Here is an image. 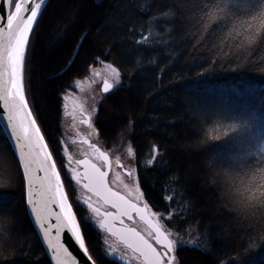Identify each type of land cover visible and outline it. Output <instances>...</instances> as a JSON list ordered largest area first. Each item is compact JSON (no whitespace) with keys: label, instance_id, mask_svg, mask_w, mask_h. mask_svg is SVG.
I'll return each mask as SVG.
<instances>
[{"label":"trees","instance_id":"trees-1","mask_svg":"<svg viewBox=\"0 0 264 264\" xmlns=\"http://www.w3.org/2000/svg\"><path fill=\"white\" fill-rule=\"evenodd\" d=\"M256 3L49 0L30 36L26 91L61 176L65 94L100 61L119 69L123 83L102 96L95 126L107 149H133L143 201L177 240L176 264H264V20L248 6ZM241 120L252 128L229 129ZM65 187L92 259L123 264ZM0 264H52L1 126Z\"/></svg>","mask_w":264,"mask_h":264},{"label":"snow or ice","instance_id":"snow-or-ice-1","mask_svg":"<svg viewBox=\"0 0 264 264\" xmlns=\"http://www.w3.org/2000/svg\"><path fill=\"white\" fill-rule=\"evenodd\" d=\"M5 4L9 10L6 17L0 16V21L6 19L4 26L0 27V102L6 110L7 125L11 129V135L15 139L16 148L19 151V162L23 168V179L26 181V202L31 206V212L35 215V220L44 234L48 249L51 250L52 258L56 264H68L66 257L71 255L60 239V233L64 229L71 232L72 237L78 243L79 248L83 250L87 259L91 261V264H96L92 256L88 254L85 236L82 234L73 206L69 202L68 193L65 191L56 161L53 159V154L49 150L48 143L45 141L26 99L24 84L26 50L30 34L38 15L46 5V0H5ZM13 5L14 10H11ZM248 6L260 9V13L253 19L264 20V0H258L255 5L249 4ZM216 11L222 10L217 7ZM212 15L209 13V20ZM141 40L147 42V37H141ZM97 60H99L98 57ZM100 62L104 63L103 61ZM106 68L109 70V75L103 80L102 91L105 93L109 92L114 84L120 83L119 69L111 63L106 64ZM89 70L95 76L100 75V72L91 66ZM75 83L77 87H80V81ZM81 110L83 111V108ZM94 111L95 109H93ZM87 115L89 118L85 119L84 123L90 124L91 114ZM228 127L240 133L250 130L252 123L249 120H241L233 122ZM259 140L261 152L264 153V136L259 137ZM90 147L96 149L105 167L110 168L111 160L108 153L99 150L95 144H91ZM153 147L155 148V146ZM127 151L129 155H134L131 146L128 147ZM154 159L155 156L153 155L147 163L152 164ZM69 161H71V157H69ZM116 163L120 164L119 157H117ZM77 164L85 165L83 177L77 173L75 168L70 169V175L77 184H82L83 189L95 194L96 197L102 199L104 204L111 205L112 208L116 209L115 212L104 211V219L100 221L99 226L119 237L124 246L130 250L126 255L133 257L139 264H176L175 251L178 244L177 240L172 238V229L163 224L160 213L147 211L149 205L146 201L141 206L139 201L143 198V192L133 171H128L133 183L123 184V188L126 190L125 194L109 186L106 179L108 172L102 170L97 164L91 163L87 159L77 161ZM40 172L43 175H38ZM116 178L120 179L119 174ZM130 197H134V199ZM77 202H79V198H77ZM85 203L92 213L97 216L101 215L100 207L91 203L90 196L85 198ZM53 205L58 206L59 211H55ZM134 213L146 223L147 235L142 234L135 227L126 225L122 228H114L113 221L119 219L120 224L124 225L123 218L133 220ZM168 215L170 217L171 213ZM53 216L55 217V224L51 223L50 218ZM81 219L87 221L89 217L82 214ZM53 228L56 229L55 238L51 234ZM188 231H191V228ZM176 235L179 236L178 233ZM195 243V240L181 241V245ZM200 246L203 247V245ZM107 251L114 254L118 253L119 249L115 245H109Z\"/></svg>","mask_w":264,"mask_h":264},{"label":"flooded vegetation","instance_id":"flooded-vegetation-1","mask_svg":"<svg viewBox=\"0 0 264 264\" xmlns=\"http://www.w3.org/2000/svg\"><path fill=\"white\" fill-rule=\"evenodd\" d=\"M66 106L68 107V105L65 104L64 108H66L67 111ZM74 111H78V114L75 117H72L69 123H66L65 125L62 124L63 134L61 136V144L63 148L61 154H58L60 156L58 163L62 171V176L64 177L67 187H69L70 189L69 192L71 193V196L74 197V202L77 203V198H79L81 207L85 209L86 216L89 217L88 222L91 224L92 228L98 229V231H100L106 237L108 242H110L109 245H115L119 249V253H123L124 255H126V253H128L130 250H128L124 246V244L120 242L119 238L113 234H110L106 229L101 228L99 226L100 221L104 219L103 212H115L116 209L112 208L111 205L104 204L102 199L96 197L95 194L88 192L86 189H83L82 184H77L76 180L70 175V169L75 168L77 170V173H79V175L83 177L84 175L82 174V165L77 164V161L83 160L84 157H87L93 163L100 166L102 170L108 169L107 179L109 185L114 190L126 194V190L123 188V184L133 183L132 177L128 175L129 170L133 171V174L137 180L136 166L133 165L132 162H130L127 158L123 159L120 154L114 152L112 149H106L105 146L103 147L102 142L98 139L97 134L94 133L95 131L93 129V121L90 120V124L84 123V120L89 118V116L88 118L86 117L89 113L84 110L82 111L81 108L74 109ZM67 112L66 115H68ZM67 118H69V116H67ZM73 119L74 121L72 122ZM90 127H92V130L90 129ZM91 144H95L97 148H99V150L108 153L109 158L111 160L110 168L105 167L104 162L99 158L96 149L90 147ZM69 157H71V161H69ZM117 157H119L120 160L119 165L116 163ZM117 174H119L120 179L116 178ZM88 196L91 197V203H93L97 207H100L101 215H95L91 212V209L87 207V204L85 203V198ZM130 198L134 199V197ZM98 200L99 203H97ZM139 203H144L143 198L141 201H139ZM133 216V220H128L126 217L123 218L124 225L120 224L119 219L113 221L112 223L114 228H122L126 225L129 227H135L144 235H147L145 231L147 228L146 223L144 221H141L138 215H136L135 213L133 214ZM109 245L107 244L108 247ZM126 256L130 257L129 259H133L134 261H136L133 257L129 255Z\"/></svg>","mask_w":264,"mask_h":264},{"label":"water","instance_id":"water-1","mask_svg":"<svg viewBox=\"0 0 264 264\" xmlns=\"http://www.w3.org/2000/svg\"><path fill=\"white\" fill-rule=\"evenodd\" d=\"M48 2H49V0H46V5H47ZM45 6L43 7L41 13L43 12ZM8 10L9 9H8L7 5L5 4V0H0V16H5L6 17V14H7V11ZM11 10H14V5H13V7H12ZM41 13L38 15L37 21L41 17ZM37 21H36V23H37ZM5 23H6V19L4 21H0V27H3ZM36 23L34 24L33 31H34V28H35ZM31 34H30V36H31ZM29 41H30V39H29ZM24 74H25V72H24ZM24 84H25V81H24ZM25 92H26V99L28 101L29 107L31 108V103L29 102L28 97H27V91H25ZM5 111L6 110L4 109L2 102H0V125H1V128H2L3 132H4V135L8 138V141L10 143V146H12V149L14 151L15 157H17L19 166L21 167V170H22V176H23V168H22V165L19 162V151L16 148L15 139L11 135V129L7 125V118L5 116ZM31 111H32V108H31ZM32 113H33V111H32ZM33 115H34V113H33ZM34 117H35V115H34ZM38 125H39V123H38ZM39 127H40V125H39ZM40 129H41V127H40ZM41 132H42V130H41ZM44 137H45V135H44ZM45 141H46V138H45ZM48 146H49V144H48ZM49 150H50V147H49ZM53 159H54V156H53ZM85 159H87L91 163H93L89 158H87V157L86 158H83V160H85ZM80 165L83 166L82 174L84 175L85 165H83V164H80ZM57 169H58V167H57ZM106 171L108 172V169ZM38 175H43V173L40 172V173H38ZM61 179H62V176H61ZM107 181H108V179H107ZM84 182H87V181H84ZM24 189H25V199H26V181L25 180H24ZM65 191H66V187H65ZM69 202H70V200H69ZM53 208H54L55 211H59L58 206L53 205ZM26 210H28L29 218L33 222V225L35 227V230L38 233L40 242H42L43 247L45 248V251L47 252V254L49 256L50 262L52 264H56L55 260L52 258L51 250L48 249L47 241L44 238V234L41 231L39 225L37 224V222L35 220V215L31 212V206L28 205L27 202H26ZM73 211H74V208H73ZM50 219H51V223L52 224H55L56 223L54 216L51 217ZM81 231H82V229H81ZM55 233H56V229L53 228L51 230V234H52L53 238H55ZM115 236H117V235H115ZM60 239H61V242L64 243L65 247H67L68 252L71 254V255H68L66 257L67 260H68V264H91V261H89L87 259V256L84 254L83 250L79 248L78 243L75 241L74 237H72L71 232L68 229H64V230L61 231V233H60ZM88 254H89V252H88Z\"/></svg>","mask_w":264,"mask_h":264},{"label":"rangeland","instance_id":"rangeland-1","mask_svg":"<svg viewBox=\"0 0 264 264\" xmlns=\"http://www.w3.org/2000/svg\"><path fill=\"white\" fill-rule=\"evenodd\" d=\"M106 64L108 63H100V65L93 67V69L100 72L99 76L93 75V73L90 71L87 77L81 78L80 80H76V81L81 82L80 87L76 86V83H75L76 81L73 82V88L75 92L70 91L68 94L66 93V95L64 96V97L66 96L68 97L67 99L66 98L64 99L66 100L65 104L68 105V107L66 106L68 112L66 111V108H64L63 110L64 113H63V116L61 117V122L63 125H65L66 123H69L71 121V118L75 117L78 114V111H74V109H77V108H84L83 109L84 111L91 114L90 120L93 121L94 119L93 116L97 112V104L102 100V96L105 94V92L102 91L103 80L106 76L109 75V70L106 68ZM25 81H26V76H25ZM122 83H123V78L120 75V83L114 84V86L121 85ZM93 109H95L94 112H93ZM66 112L68 115H66ZM67 116H69V118H67ZM73 121L74 119L72 120V122ZM92 123H93V129L95 131L94 133H96L98 136V131H96L94 121ZM62 124H61V129H63ZM90 129L92 130V127H90ZM191 233H194V232L187 231L186 235L191 234Z\"/></svg>","mask_w":264,"mask_h":264},{"label":"bare ground","instance_id":"bare-ground-1","mask_svg":"<svg viewBox=\"0 0 264 264\" xmlns=\"http://www.w3.org/2000/svg\"><path fill=\"white\" fill-rule=\"evenodd\" d=\"M47 6V5H46ZM45 6V7H46ZM44 11V10H43ZM42 14V13H41ZM40 19V18H39ZM38 22V21H37ZM36 27V26H35ZM27 54H28V46H27V50H26V58H27ZM47 141V140H46ZM141 206H143L142 204H141ZM139 217V216H138Z\"/></svg>","mask_w":264,"mask_h":264}]
</instances>
